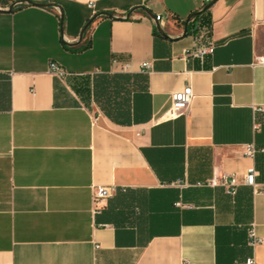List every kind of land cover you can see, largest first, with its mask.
Listing matches in <instances>:
<instances>
[{"label":"crops","instance_id":"0c3cea01","mask_svg":"<svg viewBox=\"0 0 264 264\" xmlns=\"http://www.w3.org/2000/svg\"><path fill=\"white\" fill-rule=\"evenodd\" d=\"M15 1L0 0V264H264V0ZM223 174L235 195L207 184ZM95 186L114 188L98 211Z\"/></svg>","mask_w":264,"mask_h":264},{"label":"built area","instance_id":"2783aa9c","mask_svg":"<svg viewBox=\"0 0 264 264\" xmlns=\"http://www.w3.org/2000/svg\"><path fill=\"white\" fill-rule=\"evenodd\" d=\"M14 7H20L23 5H30L29 0H16L14 3ZM89 7L93 10H95L96 5L95 3H90ZM157 21H162V17L160 15L156 16ZM214 52V45H209L200 49H191L187 53L189 56L194 58H204L206 55L211 54ZM127 65H124L122 67V70L127 69ZM143 67H149L148 63H144ZM49 71L55 75L57 78L64 79L68 72L63 69L61 65H59L56 62H51L49 65ZM195 98V94L193 91V88L191 85H186L182 89L177 90L171 94V106L168 108V110L165 112V116L172 120L176 119L180 116H184L189 112L190 105ZM258 150L251 147L249 153L255 154ZM259 151H264V149H261ZM258 175V170L256 167H251L247 171L246 174V183L256 187V178ZM209 186L217 187L222 186L226 193L229 195H235L237 192V182L236 178L234 176H228L226 174L223 175H216L214 176L210 181L207 182ZM114 188L107 187V186H95L93 188V200L97 207V211L101 208L103 203L110 198L113 195ZM261 240L255 235L254 230L250 231V244L255 246L257 245ZM247 264H256V261L254 258H249L247 260Z\"/></svg>","mask_w":264,"mask_h":264},{"label":"water","instance_id":"95a60500","mask_svg":"<svg viewBox=\"0 0 264 264\" xmlns=\"http://www.w3.org/2000/svg\"><path fill=\"white\" fill-rule=\"evenodd\" d=\"M29 3L31 4H34V5H37V6H40V7H50L52 6L53 4L51 3H40V2H34L33 0H29ZM14 7V4H12L9 8V10H12ZM208 7V6H207ZM130 15V14H129ZM100 16V14H97L95 16H93V18L87 23V25L83 28L82 32H81V35H80V38H79V42L82 41L83 39V36H84V33L86 32V30L88 29V27ZM158 32L163 35V36H167L163 30L158 27ZM184 34L186 35L187 34V27L185 28V31H184Z\"/></svg>","mask_w":264,"mask_h":264},{"label":"trees","instance_id":"16d2710c","mask_svg":"<svg viewBox=\"0 0 264 264\" xmlns=\"http://www.w3.org/2000/svg\"><path fill=\"white\" fill-rule=\"evenodd\" d=\"M89 45L90 44H86L84 46L77 47V48H71V47H68L67 45L66 46H67V48L71 49L72 51H84V50L89 48Z\"/></svg>","mask_w":264,"mask_h":264}]
</instances>
